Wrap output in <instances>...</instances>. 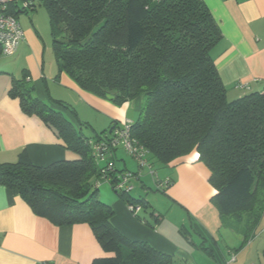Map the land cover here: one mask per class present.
<instances>
[{
	"label": "trees",
	"instance_id": "16d2710c",
	"mask_svg": "<svg viewBox=\"0 0 264 264\" xmlns=\"http://www.w3.org/2000/svg\"><path fill=\"white\" fill-rule=\"evenodd\" d=\"M23 1L15 0L9 13L17 17L35 10L34 0L31 10L23 9ZM37 1L49 14L59 71L117 106L142 97L132 137L164 165L198 153L210 171L212 202L223 226L244 231L248 240L264 216V91L228 99L212 56L222 31L206 3ZM10 95L79 159L38 167L22 154L16 163L0 165V186L18 191L34 214L56 226L88 224L102 247L114 253L92 264H174L172 255L130 240L113 225L114 210L95 187L102 168L91 138L64 113L78 118L76 111L36 98L26 79L14 81ZM115 193L127 206L139 205L141 211L150 206L144 198Z\"/></svg>",
	"mask_w": 264,
	"mask_h": 264
},
{
	"label": "crops",
	"instance_id": "0c3cea01",
	"mask_svg": "<svg viewBox=\"0 0 264 264\" xmlns=\"http://www.w3.org/2000/svg\"><path fill=\"white\" fill-rule=\"evenodd\" d=\"M203 1L222 31L223 38L212 56L228 99L234 101L249 93L263 92L264 0ZM34 2V11L17 16L25 41L11 58L0 57V165L16 163L22 154L28 155L38 167L79 159L39 117L23 112L19 98L10 95L16 80L30 82L34 96L41 101L71 106L78 118L64 111L65 115L83 134L84 126L80 127L78 119L86 122L97 137L110 134L115 124L134 123L143 105L140 97L117 106L85 91L67 73L60 72L49 14L37 0ZM91 111L99 117L94 119ZM151 156L147 157L149 162L153 161ZM115 162L120 171L140 173L134 181V190L139 188L143 194L150 189L144 179L145 168L139 169L125 152L118 150ZM164 166V178L173 182L163 191L167 198L162 200L169 204L167 211H160L140 196L150 205L145 209L147 214L140 216L141 211L132 214L121 199L101 198L114 210L112 223L124 236L172 255L174 264H226L229 256L218 239L225 229L237 235L233 248L226 245L230 255L236 254V261L231 264H264V237L253 242L264 216L247 240L244 231L223 226L221 213L212 202L216 190L206 181L210 171L199 161L198 153ZM199 182L205 188L204 195L194 188ZM112 256L114 253L102 247L88 224L56 226L34 214L18 191L0 186V264H92L95 259Z\"/></svg>",
	"mask_w": 264,
	"mask_h": 264
},
{
	"label": "built area",
	"instance_id": "2783aa9c",
	"mask_svg": "<svg viewBox=\"0 0 264 264\" xmlns=\"http://www.w3.org/2000/svg\"><path fill=\"white\" fill-rule=\"evenodd\" d=\"M15 0H0V44L2 54L6 57L15 55L25 41V33L22 30L16 16L9 13L11 4ZM33 1L24 0L23 9H33ZM245 89V86H239ZM93 150V156L97 163H105L101 166V179L96 182L95 187L99 188L104 181L110 182L114 191L120 194H131L134 191V181L140 173L135 174L130 171L119 172L116 168L115 154L118 150H123L129 157L135 160L139 169L148 168L152 175L158 190L165 191L173 183L170 178L161 179L157 171L153 169L152 164L148 161V150L132 137L131 122L114 127L109 138H104L95 143L90 142ZM132 214H138L141 211L139 205H128ZM236 261V254H231L226 264Z\"/></svg>",
	"mask_w": 264,
	"mask_h": 264
},
{
	"label": "rangeland",
	"instance_id": "374dc122",
	"mask_svg": "<svg viewBox=\"0 0 264 264\" xmlns=\"http://www.w3.org/2000/svg\"><path fill=\"white\" fill-rule=\"evenodd\" d=\"M48 21H49L50 35H52L51 26H50V20L48 19ZM45 22H46V18H45ZM62 39H67V35H64L62 37ZM9 58H11V57H6V56H3V55L1 56V60H7ZM142 101H143V99H142ZM91 114H93V118L94 119H96V117H99V115H97L96 113H92V111H91ZM135 118H136V116L134 115V118L133 119H135ZM80 122L84 126V128H83L84 134L87 137H90L91 138V141H93V142L95 141L96 142V140H97V134L93 131V129H91L89 126H87V125L84 124L86 122H83V121H80ZM121 151H123V150H121ZM194 154H195V151L192 152V153H190L188 156L191 157V156H194ZM151 158L153 159V161L150 160V162L153 163V169L155 171H157V173L159 174V176H160L161 179H164V174H165V171L164 170L166 169L165 166L162 163L158 162L157 159L154 158L153 156H151ZM101 166H105V163H101ZM167 169H169V168L167 167ZM144 170L146 171L145 172V175H144V179H145V182H147V184L149 186H151L150 189L147 190V191H145V193L141 191L143 194H140V190H139V188H137L136 190H134L133 192H131V195L133 197H136V198H140V196H143V197H145V199H147L149 201V203L151 204V206H153L155 208H158L160 211H162V210L163 211H167V207H168L169 204L166 203V202H168V201L162 200V198H164V197L167 198V196L163 193L162 190H158L157 189V186L155 185L154 179H153L152 175L150 174V170L148 168H145ZM206 181H207V183H210L209 180H208V178L206 179ZM199 183H201V182H199ZM100 187H101L100 188V191H99L100 198L107 196V197H111V199H112V197L113 198L120 199L119 195L117 193H115V191L113 190L110 182L104 181V182H102L100 184ZM194 188L201 195H204L205 188L202 185V183L199 184V185L194 184ZM103 200H104V198H103ZM104 203L108 204V202H104ZM161 213H163V212H161ZM146 214H147L146 213V210L143 208L142 211H141L140 216L146 215ZM167 220L169 221L171 219L169 218ZM263 231H264V221L260 225L259 230L257 232V235L253 239V242H254L255 239H257L260 236H263L264 237V235H262V234H264ZM236 236L237 235L232 234V232H230L229 230L223 229L222 232H221V234H220V236H219V238H218V239H220L219 244L222 245V247L225 250L226 255L229 256V259H230V256H231L228 253L230 249L228 250L227 247H226V245H228L231 248H233L234 247L233 244L236 242V240H235ZM194 238L196 239L197 236L195 235ZM263 255L264 254H262V257L264 259V256Z\"/></svg>",
	"mask_w": 264,
	"mask_h": 264
},
{
	"label": "water",
	"instance_id": "95a60500",
	"mask_svg": "<svg viewBox=\"0 0 264 264\" xmlns=\"http://www.w3.org/2000/svg\"><path fill=\"white\" fill-rule=\"evenodd\" d=\"M113 130H114V128L110 131V133H112Z\"/></svg>",
	"mask_w": 264,
	"mask_h": 264
}]
</instances>
